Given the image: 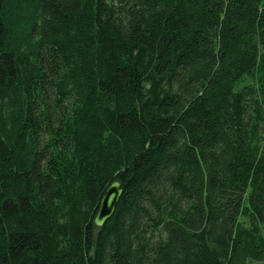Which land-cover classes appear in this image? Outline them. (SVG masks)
Segmentation results:
<instances>
[{
    "label": "trees",
    "instance_id": "obj_1",
    "mask_svg": "<svg viewBox=\"0 0 264 264\" xmlns=\"http://www.w3.org/2000/svg\"><path fill=\"white\" fill-rule=\"evenodd\" d=\"M263 227L264 0H0V264H250Z\"/></svg>",
    "mask_w": 264,
    "mask_h": 264
},
{
    "label": "water",
    "instance_id": "obj_2",
    "mask_svg": "<svg viewBox=\"0 0 264 264\" xmlns=\"http://www.w3.org/2000/svg\"><path fill=\"white\" fill-rule=\"evenodd\" d=\"M122 194V186L118 180L111 181L106 187L98 203L93 223L95 226H103L112 216L116 204Z\"/></svg>",
    "mask_w": 264,
    "mask_h": 264
},
{
    "label": "rangeland",
    "instance_id": "obj_3",
    "mask_svg": "<svg viewBox=\"0 0 264 264\" xmlns=\"http://www.w3.org/2000/svg\"><path fill=\"white\" fill-rule=\"evenodd\" d=\"M240 221L245 224L244 219L242 217L240 218ZM262 233H263V236H264V227H263ZM250 264H264V261L251 260Z\"/></svg>",
    "mask_w": 264,
    "mask_h": 264
}]
</instances>
